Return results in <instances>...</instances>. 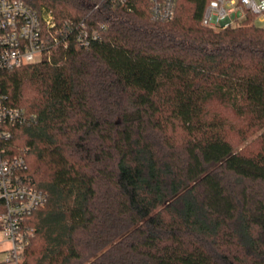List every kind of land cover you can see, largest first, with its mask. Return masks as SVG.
<instances>
[{"label":"trees","instance_id":"obj_1","mask_svg":"<svg viewBox=\"0 0 264 264\" xmlns=\"http://www.w3.org/2000/svg\"><path fill=\"white\" fill-rule=\"evenodd\" d=\"M21 1L102 37L0 68L48 196L24 264H264V27L206 28L209 0Z\"/></svg>","mask_w":264,"mask_h":264},{"label":"built area","instance_id":"obj_2","mask_svg":"<svg viewBox=\"0 0 264 264\" xmlns=\"http://www.w3.org/2000/svg\"><path fill=\"white\" fill-rule=\"evenodd\" d=\"M93 11L104 3L127 0H89ZM157 20H171L177 0H149ZM129 10L132 7H128ZM264 27V0H209L202 25L220 31L244 24ZM104 28V27H103ZM100 30L90 19L58 22L47 7L33 9L21 0H0V68L17 69L37 64L67 50L71 44L89 47L101 41ZM33 117L0 96V264H24L34 236L28 225L44 207L48 196L25 178L26 153L11 154L14 131L30 126Z\"/></svg>","mask_w":264,"mask_h":264},{"label":"rangeland","instance_id":"obj_3","mask_svg":"<svg viewBox=\"0 0 264 264\" xmlns=\"http://www.w3.org/2000/svg\"><path fill=\"white\" fill-rule=\"evenodd\" d=\"M260 26V25H259ZM260 27H262V26H260Z\"/></svg>","mask_w":264,"mask_h":264}]
</instances>
